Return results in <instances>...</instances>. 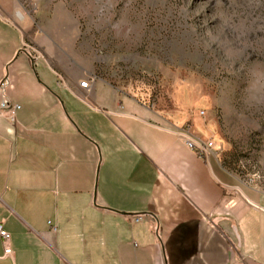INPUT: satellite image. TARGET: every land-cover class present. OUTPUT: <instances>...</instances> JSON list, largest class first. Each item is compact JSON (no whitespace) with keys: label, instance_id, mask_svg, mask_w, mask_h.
Wrapping results in <instances>:
<instances>
[{"label":"crops","instance_id":"obj_1","mask_svg":"<svg viewBox=\"0 0 264 264\" xmlns=\"http://www.w3.org/2000/svg\"><path fill=\"white\" fill-rule=\"evenodd\" d=\"M75 14L0 0V264H264V193L95 79Z\"/></svg>","mask_w":264,"mask_h":264},{"label":"rangeland","instance_id":"obj_2","mask_svg":"<svg viewBox=\"0 0 264 264\" xmlns=\"http://www.w3.org/2000/svg\"><path fill=\"white\" fill-rule=\"evenodd\" d=\"M61 1L95 79L160 123L198 115L222 166L264 193V0Z\"/></svg>","mask_w":264,"mask_h":264},{"label":"built area","instance_id":"obj_3","mask_svg":"<svg viewBox=\"0 0 264 264\" xmlns=\"http://www.w3.org/2000/svg\"><path fill=\"white\" fill-rule=\"evenodd\" d=\"M91 84L90 80H86L80 83V86L82 88H89ZM19 109V107L17 106H9L6 105L5 103H2L0 105V114H3L5 116H7V118L12 119L13 116L15 115V113L17 112V110ZM200 116H203V113H200ZM200 149L202 151H212L214 150V142L211 140H205L200 142ZM187 145L189 147H194L195 144L193 141L188 140L187 141ZM0 239L2 240L3 244H4V255L5 256H9L11 254V249L8 247L7 243L9 241V235L7 234V232L3 229V225L0 223Z\"/></svg>","mask_w":264,"mask_h":264}]
</instances>
